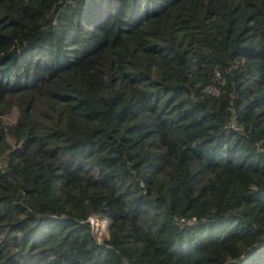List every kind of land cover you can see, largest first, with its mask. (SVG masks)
I'll return each instance as SVG.
<instances>
[{"label":"trees","instance_id":"trees-1","mask_svg":"<svg viewBox=\"0 0 264 264\" xmlns=\"http://www.w3.org/2000/svg\"><path fill=\"white\" fill-rule=\"evenodd\" d=\"M0 264H264V0H0Z\"/></svg>","mask_w":264,"mask_h":264},{"label":"clouds","instance_id":"clouds-1","mask_svg":"<svg viewBox=\"0 0 264 264\" xmlns=\"http://www.w3.org/2000/svg\"><path fill=\"white\" fill-rule=\"evenodd\" d=\"M195 221V220H194ZM193 221V222H194ZM88 222H89V224L91 225V227H92V230H93V232H94V235H95V238H96V240L98 241V242H102V240H100L98 237H97V234H96V232L97 233H99L100 235L102 234V233H107V229H108V226H109V223H108V221L105 219V218H98V217H96V216H91L89 219H88ZM102 223V222H104V224H105V227H100L99 226V224L98 223ZM101 231V233L99 232V231Z\"/></svg>","mask_w":264,"mask_h":264},{"label":"built area","instance_id":"built-area-1","mask_svg":"<svg viewBox=\"0 0 264 264\" xmlns=\"http://www.w3.org/2000/svg\"><path fill=\"white\" fill-rule=\"evenodd\" d=\"M229 128H231V129H233V130H235V131H238V127L236 126V125H234V124H230L229 126H228ZM195 219H191L190 221H194ZM187 222V221H186ZM177 224L178 225H183L184 224V220L183 219H179L178 221H177ZM99 231V230H98ZM100 233H101V231H99Z\"/></svg>","mask_w":264,"mask_h":264},{"label":"rangeland","instance_id":"rangeland-1","mask_svg":"<svg viewBox=\"0 0 264 264\" xmlns=\"http://www.w3.org/2000/svg\"><path fill=\"white\" fill-rule=\"evenodd\" d=\"M96 234H97V237L100 239V240H102L105 236H106V233L104 232V233H102L101 235L99 234V233H97L96 232Z\"/></svg>","mask_w":264,"mask_h":264},{"label":"bare ground","instance_id":"bare-ground-1","mask_svg":"<svg viewBox=\"0 0 264 264\" xmlns=\"http://www.w3.org/2000/svg\"><path fill=\"white\" fill-rule=\"evenodd\" d=\"M98 224H99L100 227H105L104 222H102V223L99 222Z\"/></svg>","mask_w":264,"mask_h":264}]
</instances>
